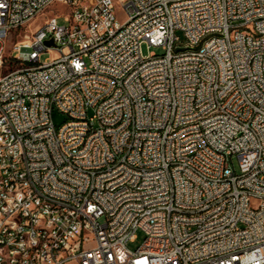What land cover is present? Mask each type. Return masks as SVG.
Instances as JSON below:
<instances>
[{
    "label": "built area",
    "instance_id": "2783aa9c",
    "mask_svg": "<svg viewBox=\"0 0 264 264\" xmlns=\"http://www.w3.org/2000/svg\"><path fill=\"white\" fill-rule=\"evenodd\" d=\"M0 264H264V0H0Z\"/></svg>",
    "mask_w": 264,
    "mask_h": 264
},
{
    "label": "rangeland",
    "instance_id": "374dc122",
    "mask_svg": "<svg viewBox=\"0 0 264 264\" xmlns=\"http://www.w3.org/2000/svg\"><path fill=\"white\" fill-rule=\"evenodd\" d=\"M50 9L55 10L57 12H62V13H64L67 10V8L65 6L60 5V4H55V5L51 6ZM48 14H49V12H45L44 14L40 15L36 20L25 25L23 28H21V30L18 32V35L15 37V39H21L24 35L30 34L31 32H33L39 25H41L43 23L44 19L48 16ZM115 17H116V20L118 22L124 21V14L121 10H115ZM57 23L60 25L66 24L62 18H58ZM177 35L179 36V38L181 40L183 39V36L180 32H177ZM9 46H10V42H7L6 49H5L6 58H8L7 54L9 52ZM141 51H142V54L144 56L149 55L152 52H154L156 54L162 53L161 48L152 47V46L147 47L146 44H143L141 46ZM48 58H49L48 54H41V56L39 58V62H45ZM19 66L20 65L17 62H12V61L7 59V61L2 66L1 72L6 73L7 71L16 69ZM87 115L88 116L92 115L91 110L87 111ZM51 117H52V123H53L55 129H58L59 127H61L63 125V123L68 121V117L66 115L60 113L57 110H53ZM230 166L233 167L234 171L238 172L237 159L235 157H233L231 159ZM143 239H144L143 232L138 230L135 233V239L132 242H128L126 244V246L129 250L134 251L142 243Z\"/></svg>",
    "mask_w": 264,
    "mask_h": 264
},
{
    "label": "water",
    "instance_id": "95a60500",
    "mask_svg": "<svg viewBox=\"0 0 264 264\" xmlns=\"http://www.w3.org/2000/svg\"><path fill=\"white\" fill-rule=\"evenodd\" d=\"M47 45L51 44V41H47L46 42ZM184 48L183 47H176L175 50L178 51V50H183Z\"/></svg>",
    "mask_w": 264,
    "mask_h": 264
}]
</instances>
